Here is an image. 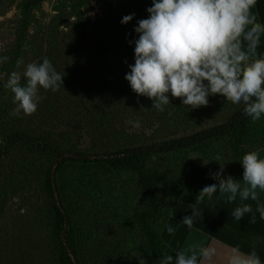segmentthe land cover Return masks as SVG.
Returning <instances> with one entry per match:
<instances>
[{"label": "rangeland", "instance_id": "374dc122", "mask_svg": "<svg viewBox=\"0 0 264 264\" xmlns=\"http://www.w3.org/2000/svg\"><path fill=\"white\" fill-rule=\"evenodd\" d=\"M133 13L132 21L121 23ZM137 21L134 0H0V56L10 57L0 65L4 79L17 60L45 57L64 75L59 91H42L36 113L21 117L11 115L12 94L0 81V264H58L50 208L55 192L75 231V264H158L163 244L151 232L158 234L171 201L191 186V154L214 163L219 154L221 166L243 172L242 156L262 136L259 121L248 120L239 138L229 131L193 149L148 156L155 211L128 169L96 171L74 163L55 169L52 154L18 141L6 146L7 135L22 131L61 152L95 154L216 125L240 106L211 96L207 107L190 110L170 96L173 106L161 113L133 93L125 75L135 63Z\"/></svg>", "mask_w": 264, "mask_h": 264}, {"label": "clouds", "instance_id": "9594fccd", "mask_svg": "<svg viewBox=\"0 0 264 264\" xmlns=\"http://www.w3.org/2000/svg\"><path fill=\"white\" fill-rule=\"evenodd\" d=\"M257 0H152L147 8L148 18L137 21L133 42L134 60L125 75L133 93L151 100L152 108L163 113L172 105L170 96L180 99L190 110L207 107L209 97L220 96L234 105L243 106V114L253 123L264 118V53L258 51L264 39V22L254 9ZM126 15L122 24L134 18ZM10 57L0 56V65ZM63 77L48 58L42 62L20 59L7 74H0L4 89L12 94V116H31L44 99L41 92H57L63 86ZM173 106V105H172ZM141 110L143 107H141ZM134 128L139 120H129ZM222 159L217 154L213 161ZM219 164V163H218ZM240 164L242 180L224 176V165L211 174L216 181L199 191L195 203L189 204L191 215L184 216L177 225L193 229L203 209L205 199L218 194L225 203H240L231 212L239 222L250 215L256 222V213L264 220V157L259 150L246 152ZM253 201V206L246 201ZM169 235L176 228L164 225ZM158 264H264L255 245L245 253L239 246L217 249L203 242H192L176 251L163 254Z\"/></svg>", "mask_w": 264, "mask_h": 264}, {"label": "trees", "instance_id": "16d2710c", "mask_svg": "<svg viewBox=\"0 0 264 264\" xmlns=\"http://www.w3.org/2000/svg\"><path fill=\"white\" fill-rule=\"evenodd\" d=\"M38 1L39 0H32V4H35ZM134 2L136 5L138 20L148 18L149 14L146 9L149 8L150 5L147 0H134ZM255 10L259 14V21L264 22V0H257ZM258 51L264 53V39H262L261 46ZM242 109L243 106L240 105L223 122L188 134L139 144H127L114 150L98 152L95 154L75 151L61 152L42 138L29 134L27 135L22 131L12 132L7 135L5 139L6 146L10 142L18 141L46 154L54 155L55 169L66 163L79 164L86 166L87 168L95 169L96 171H107L117 168L128 169L136 175L137 182L141 188L143 196L152 203V211H155L156 208L159 207V205H157L159 202L158 197L155 194L156 180L145 169L144 160L148 156L158 153L180 150L186 151L196 148L197 146L204 144L215 137L227 134L229 131H231L236 138H239L247 121L251 120L250 117L243 114ZM259 122L262 126L261 133H263L264 124L262 120ZM261 139L262 138H260L257 143ZM1 151L2 150H0V154ZM50 175L51 173L49 174L48 171L44 175V185L47 188L51 187ZM54 195L57 197L55 199L57 202L52 199L50 202V208L53 213L52 234L58 252V264H75L72 259V254L76 249L75 231L73 230L69 219L66 217V214H64L62 208L60 207L56 192ZM153 213L154 212H152V215ZM151 238L157 244L160 242L157 232L152 231ZM163 246L162 248L164 249V252L162 254L167 253L173 256L175 255L173 251Z\"/></svg>", "mask_w": 264, "mask_h": 264}, {"label": "crops", "instance_id": "0c3cea01", "mask_svg": "<svg viewBox=\"0 0 264 264\" xmlns=\"http://www.w3.org/2000/svg\"><path fill=\"white\" fill-rule=\"evenodd\" d=\"M255 10V9H254ZM256 11V10H255ZM264 124V118L261 119ZM262 139L256 143L251 151L259 150L261 157H264V130ZM224 176L231 175L236 180H242L243 172H236L224 167ZM219 170V164L198 154H191L187 164V178L191 186L182 195L174 198L166 216L158 230L160 242L168 249L176 253L182 247L192 242H203L206 246L216 247L217 249H227L229 247L239 246L241 251L247 253L253 244L264 262V220H261L256 213V222L250 223V215L239 222L234 221L231 212L240 203L239 199L234 204L225 203L215 194L211 200L205 201L199 205L203 209L202 217L198 218L193 229L189 230L184 225H177L186 215L190 216L191 209L189 204L195 203V199L200 190L206 185L216 183L211 179V174ZM261 200L264 201V193L261 194ZM255 211V202L249 200ZM171 225L176 228L175 235H169L164 225Z\"/></svg>", "mask_w": 264, "mask_h": 264}]
</instances>
